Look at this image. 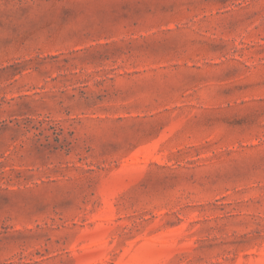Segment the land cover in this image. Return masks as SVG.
<instances>
[{"label":"rangeland","instance_id":"rangeland-1","mask_svg":"<svg viewBox=\"0 0 264 264\" xmlns=\"http://www.w3.org/2000/svg\"><path fill=\"white\" fill-rule=\"evenodd\" d=\"M0 264H264V0H0Z\"/></svg>","mask_w":264,"mask_h":264}]
</instances>
